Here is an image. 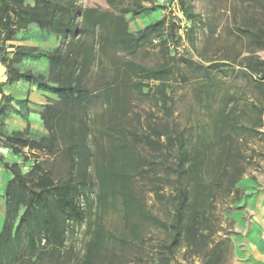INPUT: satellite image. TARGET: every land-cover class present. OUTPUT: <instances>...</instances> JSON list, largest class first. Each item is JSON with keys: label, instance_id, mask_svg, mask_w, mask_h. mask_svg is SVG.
I'll list each match as a JSON object with an SVG mask.
<instances>
[{"label": "trees", "instance_id": "trees-1", "mask_svg": "<svg viewBox=\"0 0 264 264\" xmlns=\"http://www.w3.org/2000/svg\"><path fill=\"white\" fill-rule=\"evenodd\" d=\"M76 2L0 0V63L6 70V80L0 83V147L9 149L14 155H20L24 148L52 154L60 150V133L65 138L63 152L69 160L67 177L56 180L42 161L34 160L22 173L19 163L9 162L0 154V165L4 174L9 175L1 195L4 213L0 228V264H4V254L9 255L5 264H187L186 260L194 257L199 258L202 264H223V252L227 250L225 244L230 238L227 233L223 238L214 237L222 230L220 218L213 212L215 201L221 194L230 195L232 201L243 197L244 191L237 183L245 173L246 160H249V156L246 158L231 140L225 141L221 137L216 143L200 142L189 149L185 146L182 132L174 135L163 133L154 126L149 127L148 133L141 134L125 131L123 127L118 129L114 124L127 115V95L126 91L123 93L124 87L118 90L120 87L110 88L108 85L104 97L107 102L113 101V106L109 112V124L102 133L110 143L106 147L96 145L99 156L90 146V126L82 118L75 120L74 116H68L67 110L59 109L56 102L45 103L40 113L47 129L46 135L38 139L29 137L28 125L24 131L4 130L2 114L5 98L14 99L4 94L3 86L6 84L19 79L34 82L63 97L64 105L67 98L80 100L85 97L88 89L83 79L93 60V47L84 48V41L79 39L84 32L93 34L96 28L107 24L109 18L108 23L113 26L114 32L113 43L117 47H129L130 53L150 36L160 34L165 23V18L161 17L131 33L121 13L130 12L132 16H138L149 8L139 3L134 8L122 7L118 16H111L98 8L81 10ZM178 4L184 12L182 0H178ZM31 23L42 31L60 36V44L52 51L8 44L16 31ZM245 30L254 46L264 48V26L253 31ZM98 38L102 36L98 35ZM161 43L165 44V40ZM62 45L67 49H61ZM9 53H12L11 57ZM33 55L48 58L49 74L56 76L53 84L47 83L40 73L20 70L15 66L22 56ZM245 67L257 74L258 83H264L263 60L251 61ZM128 68L139 75L140 80L135 83L139 86L147 84L143 81H162L170 73L167 63L155 67L129 63ZM163 86L160 85L157 90L165 94ZM137 144L150 148L154 154H140ZM212 145L219 147L215 154L207 152ZM163 153H168L170 164L167 157H162ZM158 157L160 161L156 160ZM159 162L169 169L174 183L168 220L153 215L133 188V178L147 175L148 170H153ZM92 166L97 185L96 209L92 216L86 218V239L80 253L73 246L65 245L64 221L66 218L77 221L85 218L76 198L90 182L88 176ZM161 189L160 185L154 188L157 197L163 196L159 193ZM115 199H119L124 227L130 226L132 237L124 233L115 236L104 228L102 215ZM239 208L235 206L233 209ZM36 214H40V219L31 225L30 220ZM133 215L164 232V237L152 249L145 248L143 237L136 238V226L130 224ZM22 227L26 230L23 244L20 243ZM182 247L185 248V261L176 262V255Z\"/></svg>", "mask_w": 264, "mask_h": 264}, {"label": "rangeland", "instance_id": "rangeland-1", "mask_svg": "<svg viewBox=\"0 0 264 264\" xmlns=\"http://www.w3.org/2000/svg\"><path fill=\"white\" fill-rule=\"evenodd\" d=\"M76 1L81 10L89 7L98 8L111 16H118L119 9L122 7L134 8L139 3L149 8L141 13L148 14L144 18L139 15L131 17L130 12L121 13L127 30L131 33L161 17L165 18V23L160 34L150 36L129 53V47H117L113 43V26L108 23L109 18H107V24L103 27L96 28L93 34L84 32L79 38L84 41V48L85 46L93 47V60L83 79V84L88 89L84 94L85 97L80 100L67 98L64 105L63 97L56 94L49 92L45 95L43 93L32 95L26 92L22 98L9 95L14 99L10 101L5 98V105L10 107L11 112L18 113L21 118L25 117L29 111L23 105L16 103L17 101L37 105V108L35 106L33 108L36 113H29L30 120L25 121L24 130L28 125V136L38 139L47 134V129L40 118L42 109L39 106L43 107L45 103L56 102L59 109L67 110L68 116H74L75 120L82 118L90 126L92 136L90 146L97 156L99 153L96 145L106 147L110 143L102 133L109 124V112L113 106V101L107 102L104 97L107 85L110 88L120 87L118 90L124 87L123 93L126 91L127 115L114 124L118 129L123 127L125 131L141 134L148 133L149 127L154 126L163 133L174 135L182 132L185 137V146L189 149L195 148L200 142L216 143L221 137H224L225 141L231 140L246 158L249 156V160H246L245 173L237 183V186L244 191L243 197L238 201H232L230 195L221 194L215 201L216 207L213 211L220 218L222 228L214 235L215 239L219 236L223 238L224 233H227L230 238V241L225 244L227 250L223 252V264H231L236 233L234 220L230 214L238 202H244L250 199L252 194L264 190V83H258L257 74L251 73L245 67L257 59L264 61V48L254 46L249 33L245 30L253 31L259 26H264V0H182L184 12L180 10L178 0L173 6L167 3L168 0L163 2L160 0ZM178 10L188 21L183 36H180L177 30L180 22ZM134 26L138 27L132 28ZM23 33L25 34L21 37L22 41L19 45L33 40L37 35L35 34L37 32L29 28ZM51 35L52 42L47 41L46 48L38 47L37 49L52 51L56 48L61 38L54 33ZM98 35L102 38H98ZM163 39L165 44L161 43ZM77 40L74 39V41ZM61 49L66 50L67 47L62 45ZM48 61V58L40 57V55L29 56L19 67L36 73L45 68ZM129 63L148 67L167 63L170 73L162 81H143L147 84L139 86L135 84L140 80L139 75L129 70ZM45 78L48 83L53 84L56 76L50 73ZM160 85H164L165 94L157 90ZM25 87L17 88L22 90ZM12 92L13 95L20 94L15 90ZM12 123L15 121L12 120ZM15 125L9 126L15 128ZM10 127L6 128L7 131L11 130ZM58 140L60 150L52 154L24 148L20 155H14L9 149L2 147H0V154L9 162L19 163L22 173L29 169L34 160L42 161L43 166L51 172L54 179L63 180L68 175L69 160L63 152L65 138L60 133ZM136 147L138 152L145 156L154 154L150 148L140 144ZM211 151L215 154L219 151V147L212 145L207 149L208 153ZM155 155H157L156 152ZM164 156L169 159L168 153H163L162 157ZM156 160L160 161V157ZM243 161L241 162L244 164ZM248 161H250L249 164H247ZM148 171L147 175L133 178V188L153 215L162 220H168L171 195L174 191L172 176L169 175V169L161 162L157 163L153 170ZM5 177H7L5 174L3 176L0 174V228L4 211L1 195ZM88 177L90 182H87V187L76 198L77 204L84 210L85 218L80 221L66 218L64 221V243L66 246H73L80 253L86 239V218L92 216L96 209L97 185L93 166L89 169ZM159 185L162 186L159 192L162 193V197H157L153 191ZM39 219L40 214H36L30 220L31 225H35ZM102 223L105 230L115 236L122 233L128 237L133 236L130 226L124 227L119 199L110 202L102 215ZM130 224L136 226V238H144L147 250L156 246L164 237L161 229L147 225L148 223L137 215L130 218ZM20 234V243L23 244L26 238L24 227L20 229ZM184 250V247L179 250L176 262L185 261L183 260ZM7 256L9 255H3L2 263L7 262ZM186 263L202 264L197 257L188 258Z\"/></svg>", "mask_w": 264, "mask_h": 264}, {"label": "crops", "instance_id": "crops-1", "mask_svg": "<svg viewBox=\"0 0 264 264\" xmlns=\"http://www.w3.org/2000/svg\"><path fill=\"white\" fill-rule=\"evenodd\" d=\"M30 3L32 2L30 1ZM139 25L140 23L138 24V26ZM138 26H135V27H138ZM135 27H132V28H135ZM27 28L32 29L33 31L37 32L35 33L37 35L33 38V40H30L33 42L29 41L26 43H22L23 45H20V46L46 48L47 41H49L48 43L52 42L51 33L42 31L39 29V27L36 24L31 23V24H28L26 27L16 31L13 39L8 41V44L19 45V43H21L22 41L21 37H23L25 34L23 32H25ZM43 41H44V44H43ZM8 56L11 57L12 53H9ZM34 56H37V55H33V57ZM26 57L27 56H22L20 59V62L15 64V66L18 69L24 70L23 68L19 67V65L23 62V60ZM40 57H43V56H40ZM36 73H40L45 77L48 76L49 61H48V65L45 68H42L41 71H38ZM5 80H6V70L4 66L0 63V83H3ZM49 84H52V83H49ZM19 86H26V87L21 90L17 88ZM3 90H4L5 95H12L16 98H22L26 92L32 95L33 93H37V94L43 93L44 95L48 94L49 92L52 93L50 90L41 88L37 86L34 82L26 81L24 79H19L18 81L12 84H6L5 86H3ZM12 90L20 92V94L13 95ZM10 101H13V100H10ZM16 103L21 104V106L23 105V107L27 108L29 112L26 114L25 117L21 118L19 117L18 113H14L13 111L11 112L10 107H7L5 105V107L3 108L4 113L2 114V121H3L2 125L6 132H11L13 130L23 131L26 125L25 121L30 120L29 113L31 112H33V114L36 113L35 109L33 108L34 106L37 108V105L31 102H27L26 104L21 101H17ZM39 108L42 109L41 106H39ZM12 120L15 121V123H12ZM14 124H16L15 128H11L9 126V125L14 126ZM9 127L11 128V130L7 131L6 128H9ZM4 173L5 171L0 165V174H2L3 176ZM8 176L5 177V180H3L4 183L9 178ZM236 206H239L240 208L234 209V211L231 212L230 214L234 220V232L236 233V239L234 240V244H233L234 246L233 254L234 255H233L231 264H264V241L262 240V236H264V190L262 191L260 190L256 192V194H252L250 199L248 198L244 202L240 201L237 203Z\"/></svg>", "mask_w": 264, "mask_h": 264}, {"label": "built area", "instance_id": "built-area-1", "mask_svg": "<svg viewBox=\"0 0 264 264\" xmlns=\"http://www.w3.org/2000/svg\"><path fill=\"white\" fill-rule=\"evenodd\" d=\"M176 0H173L171 3H168L170 4L171 6L174 5ZM160 2H163V0H160ZM178 17L180 18V22H179V26L177 28L178 30V34L180 36H183V31H185L186 29V26H188V21L185 19L184 16L181 15V11L178 10ZM262 240L264 241V236H262Z\"/></svg>", "mask_w": 264, "mask_h": 264}, {"label": "bare ground", "instance_id": "bare-ground-1", "mask_svg": "<svg viewBox=\"0 0 264 264\" xmlns=\"http://www.w3.org/2000/svg\"><path fill=\"white\" fill-rule=\"evenodd\" d=\"M157 13H158V11H157ZM139 16L141 17V18H144V17H146V16H148V14H139ZM132 17H135V16H132ZM138 17V16H137ZM133 19V18H132ZM138 19H140V18H138ZM140 20H142V19H140ZM138 23H139V20H138ZM135 27V26H134Z\"/></svg>", "mask_w": 264, "mask_h": 264}]
</instances>
